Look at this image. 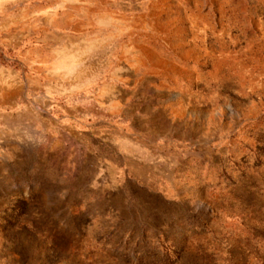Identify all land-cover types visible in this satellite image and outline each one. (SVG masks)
<instances>
[{
    "label": "rangeland",
    "instance_id": "374dc122",
    "mask_svg": "<svg viewBox=\"0 0 264 264\" xmlns=\"http://www.w3.org/2000/svg\"><path fill=\"white\" fill-rule=\"evenodd\" d=\"M0 264H264V0H0Z\"/></svg>",
    "mask_w": 264,
    "mask_h": 264
}]
</instances>
